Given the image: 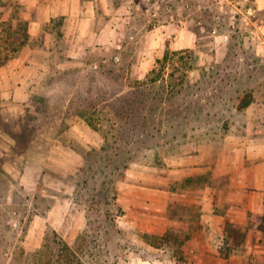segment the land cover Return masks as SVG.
I'll use <instances>...</instances> for the list:
<instances>
[{
    "label": "rangeland",
    "instance_id": "1",
    "mask_svg": "<svg viewBox=\"0 0 264 264\" xmlns=\"http://www.w3.org/2000/svg\"><path fill=\"white\" fill-rule=\"evenodd\" d=\"M76 1L100 35L75 53L74 0H0V69L38 63L0 74V264H264V10ZM178 26L193 46H171ZM228 221L247 238L224 258Z\"/></svg>",
    "mask_w": 264,
    "mask_h": 264
},
{
    "label": "crops",
    "instance_id": "2",
    "mask_svg": "<svg viewBox=\"0 0 264 264\" xmlns=\"http://www.w3.org/2000/svg\"><path fill=\"white\" fill-rule=\"evenodd\" d=\"M107 0H101V2H104L103 7L104 9H106L105 7V3ZM227 2L232 3L233 1L231 0H224L222 3L226 4ZM256 4L258 5V9H263L264 10V0H255ZM216 4V3H215ZM70 9H68L67 13H69L68 15V23L69 26H72L74 22H76L77 17L80 16L79 21H80V27H81V32H80V37L79 40L77 42H73L72 46H71V50L73 52L76 53V51L78 49H82L84 48L85 50L89 47V43L86 41V43L82 44V40H83V36H99L100 34H98L96 32V29L92 26L93 22L95 21V13H94V5L91 2H86L84 6L79 5V3H77L76 0H74V3L72 4V7H69ZM98 16H101L100 11H98ZM103 14H107V13H103ZM262 28V27H261ZM260 28V29H261ZM162 29V28H161ZM171 33H169L168 35H174L175 39L172 42V47L176 50L185 48L186 46H193L195 44V39H194V34L188 30L187 28L184 27H176V29L170 31ZM167 34L165 36H168ZM92 42L94 43L93 39ZM82 47V48H81ZM37 51L34 50V52ZM81 51V50H78ZM38 63H36V60L34 58L30 59L29 62H26V60L20 62V61H12L9 65L3 67L0 69V74H2L3 76L7 74L10 76L7 77H11L15 79V83L20 84L19 82H22L23 79L28 77V80L30 79L32 81V75H23L26 74L27 69L30 67H34L37 68ZM10 67L11 71H7L6 69ZM6 68V69H5ZM256 165H255V171L258 174V183H257V189L258 190H264V141H260L259 143L256 144ZM234 163H235V167H237L238 165L241 166L242 162H244L243 160H245V158L243 157L241 159V152L240 154H238V152L235 153L234 155ZM225 172L222 171L221 175H226L224 174ZM246 188V187H245ZM247 189V188H246ZM245 191V190H244ZM247 191V190H246ZM244 196H246V194H244ZM205 202V201H203ZM214 202V200H213ZM261 202V201H260ZM206 206L208 208H212L214 210V203H210V198L206 199ZM246 209V207L244 208ZM231 222V221H229ZM233 223V222H232Z\"/></svg>",
    "mask_w": 264,
    "mask_h": 264
},
{
    "label": "trees",
    "instance_id": "3",
    "mask_svg": "<svg viewBox=\"0 0 264 264\" xmlns=\"http://www.w3.org/2000/svg\"><path fill=\"white\" fill-rule=\"evenodd\" d=\"M19 20H20V24H19V27L16 31L17 36L19 35L18 36L19 46L15 47V49L13 50V52L15 54L19 53L21 48L25 44H27V42L31 36L29 33L28 22L27 21L23 22V21H21V19H19ZM8 42L10 44L8 47H11L12 45H14L16 43V42H14V40H12V38ZM9 58L10 57L8 55L5 60L0 62V66L5 65L6 61H8ZM156 72H157V68L152 71V74L153 73L155 74ZM158 79L159 78L156 77L153 80L150 79V81L152 83H154ZM251 102H252V97H250V96L246 97V99L242 101L240 108H247L251 104ZM225 233H226L225 241H226L228 247H226V249H225L226 251L224 250V253L222 250V253H223L222 256L224 258H229L232 253L237 251L240 248V246L244 244V242L247 238V233L242 231V229L237 224L229 222V221L227 222Z\"/></svg>",
    "mask_w": 264,
    "mask_h": 264
},
{
    "label": "built area",
    "instance_id": "4",
    "mask_svg": "<svg viewBox=\"0 0 264 264\" xmlns=\"http://www.w3.org/2000/svg\"><path fill=\"white\" fill-rule=\"evenodd\" d=\"M210 1L219 4L223 8L225 7V4L222 3L224 0H210ZM162 2H164V0H157L156 1V5L161 8V3Z\"/></svg>",
    "mask_w": 264,
    "mask_h": 264
}]
</instances>
